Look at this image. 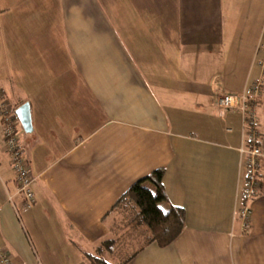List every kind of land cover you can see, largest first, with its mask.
Wrapping results in <instances>:
<instances>
[{
  "label": "crops",
  "instance_id": "obj_1",
  "mask_svg": "<svg viewBox=\"0 0 264 264\" xmlns=\"http://www.w3.org/2000/svg\"><path fill=\"white\" fill-rule=\"evenodd\" d=\"M263 58L264 0H0V248L13 264L117 262L102 244L124 234L128 264H264ZM256 82L262 186L245 230L242 113L216 101ZM26 102L30 207L1 115ZM161 167L185 228L142 247L114 206Z\"/></svg>",
  "mask_w": 264,
  "mask_h": 264
},
{
  "label": "built area",
  "instance_id": "obj_2",
  "mask_svg": "<svg viewBox=\"0 0 264 264\" xmlns=\"http://www.w3.org/2000/svg\"><path fill=\"white\" fill-rule=\"evenodd\" d=\"M261 65L264 69V58ZM260 94V83L256 82L241 94H226L216 101L218 114L221 117H224L229 111L242 113L243 138H247L248 141L247 145L240 148L244 174L239 189V199L242 203L240 211L245 230L248 229L250 221L251 210L248 204L262 186L259 164L263 153L260 144V120L256 111ZM1 115L5 145L10 151L12 165L16 173L17 190L24 197L23 207H30L35 203L36 196L32 187L31 167L19 141L18 118L15 117L14 110H9L4 106H2ZM0 264H13L10 254L2 248H0Z\"/></svg>",
  "mask_w": 264,
  "mask_h": 264
},
{
  "label": "trees",
  "instance_id": "obj_3",
  "mask_svg": "<svg viewBox=\"0 0 264 264\" xmlns=\"http://www.w3.org/2000/svg\"><path fill=\"white\" fill-rule=\"evenodd\" d=\"M15 117H17L16 114ZM164 173L165 168L161 167L138 180L121 196L114 206L115 209L126 212V216L122 217L121 223L128 229L130 235H141L144 241L142 247L151 242H157L160 247H166L185 228L186 213L184 208L175 205H170L168 209L163 207V204L168 202L162 184ZM149 183L154 184L155 191L149 187ZM128 231H126V234H128ZM124 237L126 236L121 234V237L106 239L102 244L103 248L109 251L110 256L117 259V256L123 255L117 259V262L111 261L105 256L92 255L93 264H128L131 256L123 254V248L119 246ZM138 251L140 249L136 250V252Z\"/></svg>",
  "mask_w": 264,
  "mask_h": 264
},
{
  "label": "water",
  "instance_id": "obj_4",
  "mask_svg": "<svg viewBox=\"0 0 264 264\" xmlns=\"http://www.w3.org/2000/svg\"><path fill=\"white\" fill-rule=\"evenodd\" d=\"M16 115L25 130V132H31L33 129L32 118H31V109L28 102L21 105L16 110Z\"/></svg>",
  "mask_w": 264,
  "mask_h": 264
},
{
  "label": "rangeland",
  "instance_id": "obj_5",
  "mask_svg": "<svg viewBox=\"0 0 264 264\" xmlns=\"http://www.w3.org/2000/svg\"><path fill=\"white\" fill-rule=\"evenodd\" d=\"M148 185H149V187H150L153 191L156 190V188H155L153 185H150V184H148Z\"/></svg>",
  "mask_w": 264,
  "mask_h": 264
}]
</instances>
